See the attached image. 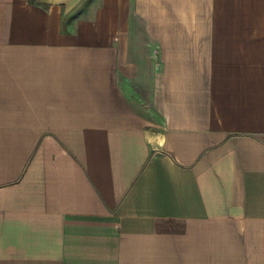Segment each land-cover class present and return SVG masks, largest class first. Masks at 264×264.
I'll list each match as a JSON object with an SVG mask.
<instances>
[{
	"label": "crops",
	"instance_id": "1",
	"mask_svg": "<svg viewBox=\"0 0 264 264\" xmlns=\"http://www.w3.org/2000/svg\"><path fill=\"white\" fill-rule=\"evenodd\" d=\"M0 264H264V0H0Z\"/></svg>",
	"mask_w": 264,
	"mask_h": 264
}]
</instances>
